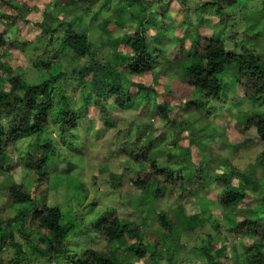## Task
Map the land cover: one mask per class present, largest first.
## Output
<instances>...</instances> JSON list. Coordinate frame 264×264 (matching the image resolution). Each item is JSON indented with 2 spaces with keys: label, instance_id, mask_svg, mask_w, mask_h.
<instances>
[{
  "label": "trees",
  "instance_id": "obj_1",
  "mask_svg": "<svg viewBox=\"0 0 264 264\" xmlns=\"http://www.w3.org/2000/svg\"><path fill=\"white\" fill-rule=\"evenodd\" d=\"M112 1L104 0L99 11ZM175 1L183 14L179 24L167 12L171 4L168 0H118L119 5L115 4L112 14L97 25L99 36L92 40L85 29L74 28L72 21L59 22L55 29L50 21L30 22L26 17L30 9L22 10L7 0H0L3 7L0 9V50L8 45L13 49L19 44L26 45L28 41L21 37L26 27L31 30L41 28L38 36L49 35L48 43H53L57 29L63 28V37L53 50L52 58L69 52L76 62L82 63L80 67L72 68L73 80L83 94L81 107L73 108L67 101L70 98L63 89L65 84H62L69 79L68 74L57 71L40 83L28 84L22 77L21 67L12 68L0 55V178L12 174L14 167L22 173V179L13 181L9 178L8 185L0 189V253L6 247L12 248L14 257L10 264H61L59 260L65 264H132L145 259L152 264H161L157 250L166 243L167 264H179L184 254H175L170 238L177 235L179 226L183 229L188 226L181 223L175 213L154 211V202L167 192H177L184 203L210 184L220 189L216 203L228 231L248 241L243 249L244 264H264V148L255 162L242 171L233 167L227 158L219 165L209 155L190 169L184 166L191 161L188 147L202 144L203 138L213 144V139L205 134L207 129L203 122L206 120L201 109L222 93L226 67L236 69L239 100L264 103V52L256 45L264 32L259 29L249 35L244 31L239 36L233 31L234 39L228 42L223 34L219 38L208 37L191 23L189 13L192 11L199 22H203L202 9L215 7L214 13L221 14L217 24L224 30L231 16L223 10L222 4L225 1L228 6H234L237 0H210L197 6H191L188 0ZM96 3L97 0L64 2L67 7L77 4L83 12L90 11ZM49 18L54 21L52 15ZM247 23L246 29L250 31L259 26V22ZM175 24L184 25V31L172 33ZM127 29L133 32L127 33ZM117 31L124 33L117 36ZM9 35L11 39H8ZM38 36L33 39L35 43L39 42ZM105 47L110 53L103 55L100 49ZM31 67L49 72L51 64L36 59L31 62ZM162 80L199 92V95L196 93L200 96L199 101L191 98L182 101L181 97H178V104L169 101L168 87L167 91H160L164 89ZM57 90L60 96L56 115L58 135L67 146L75 144L77 132L90 111L95 113V119L101 125L96 127L95 121L90 120L88 131L93 128L101 131L117 129L119 119L110 114L112 109L116 113H134L132 120L127 122L129 128L135 125L134 135L124 136V140L109 148L108 159L116 158L117 163L107 165L110 179L105 182L108 190L120 194L124 178L128 177L137 200L136 208L131 210L127 207L132 202L131 197L127 199L125 208L129 217L120 218L116 210H105L94 227L70 234L74 224L65 223L57 202L48 204L54 197L66 199L72 192L70 198H77L75 187L84 190L75 180L72 187L66 183L71 172H66L65 168L57 170L60 158L61 163L69 167L67 171L73 169L69 158L48 134L53 96ZM86 94H90V99L85 97ZM132 95L140 97L139 104L132 102ZM182 113L186 117L180 116ZM154 119L162 128L158 136L150 137L152 126L149 121ZM234 128V137L240 140L237 148L264 144V113L246 114ZM187 133L182 142L187 141L188 145H182L175 157L170 150L161 148L168 138L180 140V135ZM121 135L122 131L117 130L116 136ZM21 143H25L27 149L22 150ZM159 154L164 160H160ZM118 166L121 170H114ZM96 181L92 177V186ZM5 209L14 213L7 220ZM181 210L184 211L183 206ZM146 214L149 219L143 220ZM150 220L155 223L152 227H149ZM186 221L194 222V217L189 216ZM209 222L218 232L220 222L215 219ZM16 235L23 239L22 243ZM227 238V235L222 239L209 238L199 248L198 258L202 264H225L224 261L230 260ZM71 241L76 243V249L69 246ZM238 252L232 254L234 264H238Z\"/></svg>",
  "mask_w": 264,
  "mask_h": 264
},
{
  "label": "rangeland",
  "instance_id": "obj_2",
  "mask_svg": "<svg viewBox=\"0 0 264 264\" xmlns=\"http://www.w3.org/2000/svg\"><path fill=\"white\" fill-rule=\"evenodd\" d=\"M104 0H97L96 5L88 12L81 11L77 4H71L67 7L64 4L65 0H7L10 4L17 5L20 9L26 10L30 9V13L26 15L27 19L31 22H45L50 21L52 28H56L59 22L72 21V26L74 28H81L86 30V34L92 40H95L99 36V31L97 25L107 16L112 14L116 9L115 4L119 5L118 0H113L111 5L103 8L99 11L100 6ZM210 0H188L191 3V6L203 5L205 2ZM237 4L234 6H228L224 1L222 4L223 10L227 13L229 21L225 24L224 30L222 27L218 26L220 21L221 14H215V7H205L202 9V14L200 16L203 22H199L197 16L191 11L189 13V18L192 19L191 23L196 25L197 29L201 34H204L208 37H217L225 35L230 41L234 37L232 35L233 31L237 32V35L245 31L246 34H255L261 29L264 32V0H237ZM170 6L167 8V12L171 18L180 23L182 19V12L179 11V3L175 0H168ZM0 9L3 10L2 5L0 4ZM52 15L54 21H51L49 16ZM195 16V17H194ZM48 18V19H47ZM261 18V19H260ZM166 23L168 21H165ZM247 22H259L254 30L250 31L246 29L248 25ZM260 27V28H259ZM185 26L176 25L175 29H172V33L175 35L177 32L184 31ZM41 28L30 29L26 27L21 34V37L26 39L28 43L25 45L19 44L15 49L13 46H5L0 50V55L4 56V60L12 68L21 67L23 70L22 77L28 84H36L42 82L44 79L49 78L50 75H54L57 71H62L69 75V79L63 82V89L67 92V98H70L69 104L73 108H80L82 104L83 94L79 86L75 83L72 76V68H77L82 66V63L76 62V59L69 52H62L59 54L60 57L53 59L52 54L53 50L57 49L60 43V39L63 37V28L57 29L54 37L52 38L53 43H48V37L38 36L40 34ZM131 29H127V33H132ZM189 32H192L190 29ZM124 31H117L116 35L119 36L123 34ZM151 33V32H150ZM39 37V42L35 43L33 39ZM58 38V40H56ZM8 39H11V36H8ZM226 42V43H227ZM228 44V43H227ZM256 45L260 51L264 52V33L260 35L256 40ZM188 46V44H187ZM96 48H100L96 45ZM119 52L122 49H117ZM121 50V51H120ZM100 52L103 55L110 53V50L105 47L100 49ZM43 60L50 61L51 69L49 72L45 70L37 71L35 68L31 67V62L34 60ZM75 59V60H74ZM237 74L234 67H226L224 76L222 78V93L218 98L209 100L207 106L204 109H201L202 115L205 117L203 125L206 127L207 131L205 132L206 136H209L213 139V144L209 139L203 138L202 144L193 145L188 147L190 150V163H185V167L190 169L191 165H196L201 159L207 155L210 158L218 163L223 165L222 161L229 159L230 164L237 168L239 171L245 170L248 166L252 165L255 162L258 154L263 150L264 144H252L250 146H241L236 147L237 143H240L235 139V124L243 121V116L251 112H262L264 113V103H249L245 100H239L236 94H238V87L236 83ZM169 83V85H167ZM162 80L161 86H164V89H160L161 92L164 90L170 91L168 97L169 101L179 103L178 97L182 98V101L189 100L190 98L199 101V92L196 93L185 86H178L175 82H168ZM61 84V85H62ZM166 86V87H165ZM168 87V89H167ZM59 91L55 92L54 98V107L52 114L50 115L51 125L48 130V134L53 137L54 142L57 144V148L64 152L65 156L69 158L70 163L73 165V169L70 171L69 167L61 163V158L57 160V170H62L65 168L66 172H71L70 178L65 180L66 183L72 187L73 180L75 183L82 184L84 190L75 187V195L77 198L73 197L71 193L68 194V197L62 199L54 197L53 201L48 202L49 205L58 203L61 207V210L64 214V221L68 224H74L71 226L70 234L76 233L84 230L85 228L94 227L98 221L99 215H101L105 210L110 209L116 210L120 218L129 217V211L125 208L128 200L131 197L132 202H129L128 208L134 210L136 208L135 198L133 190L129 184L128 177L124 178V185L119 189V192H112L111 189L108 190V185L105 184L108 181L109 173L106 172L107 165H112L117 163V159H108L109 157V148L113 147L118 141L124 140L128 136H133L135 131V125H132L131 128L128 127V121L132 120L134 113L131 112H121L116 113L114 109L110 111V114L114 119H119L118 128L111 131L99 130L93 128V130L88 131L86 128L89 126V121L94 120L95 126L99 127V124L95 119V113L90 111L89 117L84 120L81 124V128L77 132V140L74 145L67 146L58 135V124L59 119L57 118V111L59 102ZM86 98L90 99V94L85 95ZM161 102V99L159 100ZM132 102L134 104H139L140 97L137 95H132ZM164 101L162 100V103ZM110 108H112L113 103H109ZM178 108H175L176 112ZM182 113L180 116L186 117ZM144 124L146 119L142 118ZM152 126L150 137L158 136L161 131V124L157 119L149 121ZM128 127V128H127ZM101 128V127H100ZM117 130L122 131V135L117 137ZM215 131V132H214ZM221 131V132H219ZM214 132V133H213ZM187 135L181 134L180 140H176L175 137L168 138L165 142L162 143L161 148L170 150L172 155L175 157L180 153V147L187 146V141L182 142L184 137ZM124 136H126L124 138ZM19 147L23 148L22 150L27 149L25 143H21ZM15 153H17L15 151ZM160 160L164 157L159 154ZM16 160H14L16 165ZM164 160V159H163ZM175 167V165H173ZM173 167V168H174ZM114 170H121V167L118 166ZM22 173L20 169L14 167V172L12 174H6L5 179L0 178V189H3L9 183V178L13 181H18L22 179ZM92 177L96 178V185L92 186ZM234 183H237L233 179ZM65 183V182H64ZM66 185V186H68ZM70 192V191H69ZM220 192L219 188L210 184L209 187L199 190L195 195L189 197L184 203L181 199L178 198V193H166L163 198L156 200L154 202V211H165L168 214L175 213L181 223H186L188 227L183 229L181 226L177 229V235L171 237L172 244L175 246V254H184L182 261L179 264H202V261L198 258V250L204 246L209 238H225L227 235V240L229 242L228 246V256L230 260L224 261L225 264H234V258L232 257L233 252L239 250L237 254L238 264H244L243 259V249L244 245L248 243L242 238L238 237L234 233L228 231L226 222L223 221L221 208L216 203V197ZM134 193V194H133ZM55 195V193L53 192ZM50 193V195H53ZM119 199V200H118ZM245 207L247 208V204ZM80 206V207H78ZM182 206L184 211H182ZM244 208V206H243ZM105 211V212H106ZM105 212L101 215L103 216ZM250 212V210H249ZM170 213V214H171ZM13 210L8 211L4 210V218L7 220L10 216H13ZM152 214V212H151ZM189 216L194 217V222L188 223L186 218ZM101 218V217H100ZM148 214L145 215L143 220H148ZM217 220L220 222V227L218 232L215 230L213 224L209 220ZM142 222V221H140ZM153 220H150L149 227H152L155 223ZM17 240L22 243L20 236L16 235ZM85 240V239H84ZM86 241V240H85ZM87 242V241H86ZM170 243V241H169ZM76 243L71 241L69 246L72 249H76ZM166 244L157 250L161 255V264H167L166 260ZM68 246V244H66ZM236 250L233 251L232 248ZM232 252V253H231ZM14 257V252L12 248L6 247L0 253V264H10V260ZM37 260V259H35ZM61 264H65L63 260H59ZM132 264H152L150 260H141Z\"/></svg>",
  "mask_w": 264,
  "mask_h": 264
}]
</instances>
